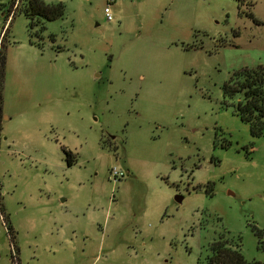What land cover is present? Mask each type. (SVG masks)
Masks as SVG:
<instances>
[{
  "label": "rangeland",
  "instance_id": "1",
  "mask_svg": "<svg viewBox=\"0 0 264 264\" xmlns=\"http://www.w3.org/2000/svg\"><path fill=\"white\" fill-rule=\"evenodd\" d=\"M12 1L0 264H203L221 235L264 263V134L223 94L264 67V0L258 25L233 0H42L64 14L32 28Z\"/></svg>",
  "mask_w": 264,
  "mask_h": 264
},
{
  "label": "trees",
  "instance_id": "2",
  "mask_svg": "<svg viewBox=\"0 0 264 264\" xmlns=\"http://www.w3.org/2000/svg\"><path fill=\"white\" fill-rule=\"evenodd\" d=\"M239 14L251 19L255 24H261L250 11L255 0H233ZM11 6L13 1L11 0ZM28 19L29 28L42 23L61 18L64 14L63 5L46 4L42 0H21L17 8ZM11 13L12 11H8ZM6 16H9L7 14ZM4 59L0 56V90ZM225 97L237 101L233 105L234 113L241 122L248 125L249 134L253 138L264 134V67L242 68L235 71L223 85ZM1 116V94H0ZM65 153L69 154L64 150ZM68 165L72 163L70 157ZM16 260L15 258H13ZM203 264H264L255 260L247 261L240 252L239 240L228 239L224 235L213 240L209 245V254Z\"/></svg>",
  "mask_w": 264,
  "mask_h": 264
},
{
  "label": "built area",
  "instance_id": "3",
  "mask_svg": "<svg viewBox=\"0 0 264 264\" xmlns=\"http://www.w3.org/2000/svg\"><path fill=\"white\" fill-rule=\"evenodd\" d=\"M112 5V0L106 1V7L104 8V16L106 20H111V15H110V7ZM111 176L114 177L115 179L118 177H124V174L122 172H117V171H111L110 172Z\"/></svg>",
  "mask_w": 264,
  "mask_h": 264
},
{
  "label": "water",
  "instance_id": "4",
  "mask_svg": "<svg viewBox=\"0 0 264 264\" xmlns=\"http://www.w3.org/2000/svg\"><path fill=\"white\" fill-rule=\"evenodd\" d=\"M181 199H182V197H181V196H175V201H176V202H180V201H181Z\"/></svg>",
  "mask_w": 264,
  "mask_h": 264
}]
</instances>
